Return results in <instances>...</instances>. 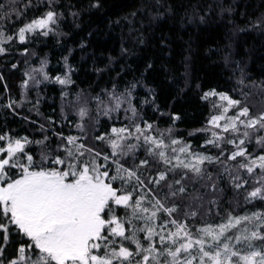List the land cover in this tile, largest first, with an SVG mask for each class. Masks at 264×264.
Returning <instances> with one entry per match:
<instances>
[{"label": "snow or ice", "instance_id": "snow-or-ice-1", "mask_svg": "<svg viewBox=\"0 0 264 264\" xmlns=\"http://www.w3.org/2000/svg\"><path fill=\"white\" fill-rule=\"evenodd\" d=\"M57 19L58 14L49 9L14 35L22 43L30 33L48 36ZM12 39L13 35L0 28V43ZM6 51L0 47V54ZM45 66L42 62L33 71L48 80ZM29 79L40 82L35 76ZM54 80L60 85L72 83L67 74ZM23 83L27 86L28 80ZM254 87L264 92V86ZM105 95L107 99L98 94L83 102L78 96L75 103L80 105L77 115L81 121L91 118L89 103H95L98 116L109 118L123 104L128 105L124 108L132 113L128 124L96 136L108 144L110 154L78 143L86 139L84 123L76 127L85 136L56 134L61 143L55 154L45 143L47 136L31 141L0 133V233L5 245L10 236L21 237L16 255L7 264H264V210L245 215L228 211L220 223L205 222L199 227L185 222L210 214L223 191L219 180L225 174L237 195L255 178L244 202H264V108L253 114L248 93H242L243 101L214 89L204 93L202 99L218 96L225 102L214 104L219 114L196 130L210 133L204 144L219 149V155L213 156L172 138L171 129L160 131L154 123L142 120L131 104V90L117 94L114 86ZM229 109L235 114L227 115ZM178 119L173 116V121ZM130 138L137 143H129ZM33 143L41 146L39 159L27 147ZM253 143L259 149L257 155L255 149L249 151ZM224 145L234 150L226 153ZM138 148H143L145 158L125 167L124 158L135 157ZM153 165L160 166L159 170ZM208 165L220 171L214 175ZM152 171L156 174L151 175ZM120 207L125 210L123 215L117 213ZM162 214L166 218L156 223ZM4 250L0 245V254Z\"/></svg>", "mask_w": 264, "mask_h": 264}, {"label": "trees", "instance_id": "trees-1", "mask_svg": "<svg viewBox=\"0 0 264 264\" xmlns=\"http://www.w3.org/2000/svg\"><path fill=\"white\" fill-rule=\"evenodd\" d=\"M27 4L28 0H0V28L13 35L11 41L0 43L7 49L0 54V133L26 136L31 141L48 135L51 142L47 147L55 154L61 143L57 133L85 136L76 127L82 122L76 96L81 102L98 94L107 99L106 92L115 86L117 94L131 90V104L142 120L154 123L160 131L171 129V137L191 145L193 151L216 156L219 149L204 144L210 133L196 130L206 127L210 116L219 114L214 104L225 102L218 96L202 99L204 93L214 89L242 101V93H248L253 114L264 108V92L254 87L264 86V0H32L25 8ZM49 9L58 14L53 31L48 36L27 34L25 42H20L14 35L17 30ZM18 13L23 15L18 17ZM42 62H46L44 72L49 79L37 73L36 80L42 81L35 85L29 77ZM65 74L71 84L55 82L54 77ZM65 90L71 97L66 117L62 114ZM12 101V108L7 107ZM86 106L91 117L84 119L87 141L78 143L110 154L108 144L96 136L113 126L128 124L132 113H126L128 105L123 104L109 118L97 115L94 102ZM234 114L235 110L229 109L227 115ZM173 116L179 119L173 121ZM97 119L99 122L94 123ZM27 147L39 159V145ZM223 147L226 153L234 150L232 145ZM253 149L254 155L259 154L255 143L249 151ZM145 155L143 149H137L135 157L124 158L125 166L139 163ZM153 167L159 170L160 166ZM208 168L214 175L220 171L216 165ZM241 175L247 178L246 173ZM254 180L250 179L237 195L225 174L219 180L223 191L210 214L185 222L199 227L205 222L220 223L228 211L245 215L264 210V202H244ZM117 213L123 215L120 208ZM20 240L13 235L5 245L0 233V245L5 248L0 260L4 264L16 255Z\"/></svg>", "mask_w": 264, "mask_h": 264}, {"label": "rangeland", "instance_id": "rangeland-1", "mask_svg": "<svg viewBox=\"0 0 264 264\" xmlns=\"http://www.w3.org/2000/svg\"><path fill=\"white\" fill-rule=\"evenodd\" d=\"M34 69H39V67H36V68H34ZM34 69H32V72H33V74H34V76H36L37 75V73L38 72H34L33 70ZM40 82L42 81V79H40L39 80ZM39 82V83H40ZM39 83H34L35 85H38ZM68 93V90H65L64 91V93ZM65 97V96H64ZM76 98H77V96H76ZM71 100V97H69L68 95L65 97V99H64V101L62 102V106H63V115H64V117H66L65 115L66 114H68V102ZM62 106H61V108H62ZM73 111V110H72ZM81 123H84L85 124V126H86V122H85V120L84 121H82ZM85 133H83V135H84ZM150 134H152V133H150ZM153 135V134H152ZM47 137H48V140L45 142L46 143V145H49V143L51 142V139H50V136H48V135H46ZM68 136H70V135H68ZM71 136H73L72 134H71ZM44 138V137H43ZM42 138V139H43ZM42 139H38V140H42ZM83 140H85V141H87V138L86 139H83ZM130 140H132L130 143H133V144H135V143H137V141L135 140V139H133V138H130L129 139V141ZM128 141V142H129ZM48 142V143H47ZM60 144V143H59ZM109 147V146H108ZM39 149L41 150V146L39 145ZM109 149H110V147H109ZM138 149H143V148H138ZM96 150H98V151H100L99 149H96ZM111 150V149H110ZM101 152V151H100ZM125 167H130V166H125ZM206 210V209H205ZM120 211H122L123 212V214H124V209L122 208V207H120ZM166 217L164 216V214H162V216H161V220H159L160 221V223H162L163 222V220L165 219ZM181 219H183L182 217H181ZM196 227H198V226H196ZM153 239H156L155 237L153 238Z\"/></svg>", "mask_w": 264, "mask_h": 264}, {"label": "bare ground", "instance_id": "bare-ground-1", "mask_svg": "<svg viewBox=\"0 0 264 264\" xmlns=\"http://www.w3.org/2000/svg\"><path fill=\"white\" fill-rule=\"evenodd\" d=\"M233 77H235V76H233ZM237 79V78H236ZM246 83H244L243 85H245ZM246 85H248V83L246 84ZM8 89H9V87H8ZM10 90V89H9ZM16 91V90H15ZM20 92V91H19ZM18 92V93H19ZM21 93V92H20ZM1 95V94H0ZM21 96H22V93H21ZM25 96V95H24ZM18 97V96H17ZM19 97H20V95H19ZM21 98V97H20ZM25 98H26V96H25ZM22 99V98H21ZM209 99V98H208ZM20 99H18V102H20L19 101ZM27 100V99H26ZM30 103H32V102H30ZM27 104V103H26ZM29 104V103H28ZM210 104V103H209ZM23 105H25V104H23ZM34 104L32 103V106H33ZM17 106V105H16ZM31 106V105H30ZM34 107V106H33ZM33 107H31L32 109H35L36 110V108H33ZM36 107V106H35ZM12 108V107H11ZM16 109V108H15ZM16 111V110H15ZM37 111V110H36ZM36 111H34L33 112V114L36 112ZM37 113V112H36ZM208 118V117H207ZM207 123V122H206ZM193 150V149H192ZM206 153V152H205Z\"/></svg>", "mask_w": 264, "mask_h": 264}]
</instances>
